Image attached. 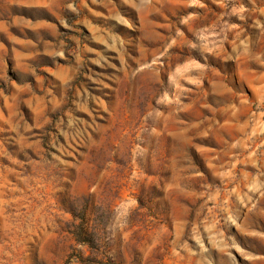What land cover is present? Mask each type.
Wrapping results in <instances>:
<instances>
[{
    "label": "rangeland",
    "instance_id": "374dc122",
    "mask_svg": "<svg viewBox=\"0 0 264 264\" xmlns=\"http://www.w3.org/2000/svg\"><path fill=\"white\" fill-rule=\"evenodd\" d=\"M0 264H264V0H0Z\"/></svg>",
    "mask_w": 264,
    "mask_h": 264
}]
</instances>
